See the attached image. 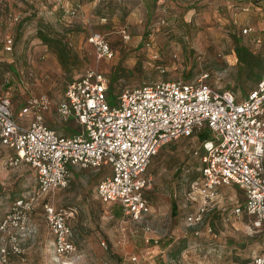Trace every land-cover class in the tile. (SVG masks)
I'll use <instances>...</instances> for the list:
<instances>
[{
    "label": "rangeland",
    "instance_id": "rangeland-1",
    "mask_svg": "<svg viewBox=\"0 0 264 264\" xmlns=\"http://www.w3.org/2000/svg\"><path fill=\"white\" fill-rule=\"evenodd\" d=\"M70 5H78L74 15L65 12ZM40 32L66 41L70 58L61 62ZM93 32L108 40L111 57L95 56L88 40ZM236 41L264 60V0H0V95L8 94L14 109L31 96H47L45 122L62 133L64 127L78 125L59 119L55 105L66 83L88 68L108 76L110 102L126 86L184 78L186 73L195 78L202 72L212 85L234 88L241 98L244 92L233 87ZM198 146L197 135L159 146L147 165L153 175L146 190L152 213L141 223L124 214L118 203L96 196L102 169H73L66 186L39 198L21 236L23 252L9 253L3 264H58L44 200L69 213L76 264H245L264 246V223L254 227L250 216L233 214L243 199L237 186H222L199 223L185 222L199 200L195 191L189 198L183 193L197 174L199 159L193 151ZM10 153L0 146V219L16 198L37 189L29 164L5 163Z\"/></svg>",
    "mask_w": 264,
    "mask_h": 264
},
{
    "label": "built area",
    "instance_id": "built-area-1",
    "mask_svg": "<svg viewBox=\"0 0 264 264\" xmlns=\"http://www.w3.org/2000/svg\"><path fill=\"white\" fill-rule=\"evenodd\" d=\"M77 10L78 5L65 8L70 15ZM88 40L98 59L112 56L103 34L93 32ZM5 43L11 49L12 40ZM207 76L202 72L191 80L143 81L120 89L110 102L108 76L88 68L66 83L54 108L59 119L77 123L72 133H62L45 122L44 113L50 107L47 96H31L14 109L9 95L1 94L0 146L12 151L5 163L29 164L37 189L16 198L0 219V264L9 253L23 252L21 236L28 229L34 205L40 197L66 186L73 168L102 169L96 196L118 203L124 214L143 222L152 213L146 196L153 182L147 170L151 157L165 141L196 136L204 129L209 136L193 151L199 159V176L183 191L187 198L197 192L199 200L185 222L199 223L219 196V187L235 185L243 199L234 205L233 214L250 216L254 227L264 223V66L241 99L229 89L212 85ZM42 208L53 234L56 261L76 264L69 213L48 200L42 202ZM101 243L105 245L104 240ZM245 264H264V246Z\"/></svg>",
    "mask_w": 264,
    "mask_h": 264
},
{
    "label": "trees",
    "instance_id": "trees-1",
    "mask_svg": "<svg viewBox=\"0 0 264 264\" xmlns=\"http://www.w3.org/2000/svg\"><path fill=\"white\" fill-rule=\"evenodd\" d=\"M39 36L46 43H50L53 46L52 50L56 53V55L58 56V58L60 59L61 62L67 61V59L70 58V52L68 50L66 41L62 40L59 37L58 38H51L50 36H48L47 34L42 33V32L39 33ZM234 51H235V54L237 57L238 73H237L236 86H233V87L240 88L242 90V92H244L243 96H245V94L251 88L250 87L246 92L245 89L247 88V85H249L250 83H252L254 85L255 82L259 79L261 71L263 70L264 60H263V57L260 53L253 51L247 45L240 43L238 41L235 42ZM189 75H191V74L186 73L184 75L183 79L184 80H191L192 78H188V77H190ZM252 84H250V85H252ZM111 87H112V84L110 83L109 89ZM226 89H229L232 92L235 91L234 88H231V89L226 88ZM241 98L237 97V99H241ZM76 129H77V127H74V126H70L68 128L64 127L63 132L64 133H72ZM208 136H209V131L207 129L200 131L197 134V139H198L199 144H200V141H202L203 139H205ZM198 176H199V171L197 170V174L196 175L192 174V176H191L192 178L189 179V181L197 178ZM175 208H176L175 201H172L171 202L172 212H175ZM169 243H170L169 241L168 242L166 241L165 246Z\"/></svg>",
    "mask_w": 264,
    "mask_h": 264
},
{
    "label": "crops",
    "instance_id": "crops-1",
    "mask_svg": "<svg viewBox=\"0 0 264 264\" xmlns=\"http://www.w3.org/2000/svg\"><path fill=\"white\" fill-rule=\"evenodd\" d=\"M12 152V151H11ZM73 169H75V168H73ZM222 187V186H221ZM221 187H219V190H218V193H219V195L221 194Z\"/></svg>",
    "mask_w": 264,
    "mask_h": 264
}]
</instances>
